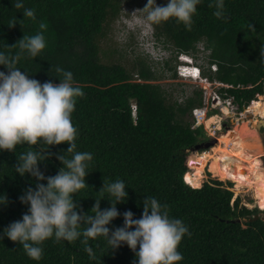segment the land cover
<instances>
[{
  "label": "trees",
  "instance_id": "1",
  "mask_svg": "<svg viewBox=\"0 0 264 264\" xmlns=\"http://www.w3.org/2000/svg\"><path fill=\"white\" fill-rule=\"evenodd\" d=\"M123 2L23 0L25 8L35 9L33 21L24 18L23 9L14 8L13 0H0V52L15 54L18 49L4 45L15 44L24 34L34 35L38 23L44 21L48 24L46 48L34 60L22 59L18 67L30 79L58 84L55 68L59 66L73 73L75 86L84 92L77 99L72 122L78 129L77 151L91 153L93 160L85 178L88 187L73 196L80 206L77 211L91 214L104 180L120 179L128 198L116 205L121 215L108 225L110 230L123 226L125 211L140 218L142 201L151 196L167 204L170 216L181 219L189 229L190 235L183 237L178 248L183 255L178 264H264V218L250 220L262 210L242 204L239 196L234 198L231 181L210 179L198 184L194 180L198 159L192 151L209 140L203 126L192 127V111L203 105V89H194L179 101L156 82L162 75L144 58L127 59L126 64L123 52L109 51L103 44ZM211 2L202 0L197 6L190 31L173 18L153 23L155 35L176 51L196 52L198 43H205L210 61L218 65L216 72L207 69L205 75L232 85L221 87L220 93L233 95L241 108H260L264 104V0H224L223 19L213 15L215 9L208 7ZM14 17L17 23L9 27ZM166 65L173 77L178 76L177 65L169 60ZM0 71L7 73L3 65ZM68 147L67 143L50 146L52 155L38 165L45 177L55 176L63 167L56 156ZM27 150V145H18L15 152L0 150V199L8 201L0 204V236L27 212L29 206L19 197L37 183L30 174L15 172L17 156ZM103 198L101 210L109 208L113 199L107 193ZM89 245L94 259L80 239L72 243L49 239L43 244L42 259L34 261L22 245L4 236L0 264H138L126 244L113 250L104 237H97Z\"/></svg>",
  "mask_w": 264,
  "mask_h": 264
},
{
  "label": "clouds",
  "instance_id": "2",
  "mask_svg": "<svg viewBox=\"0 0 264 264\" xmlns=\"http://www.w3.org/2000/svg\"><path fill=\"white\" fill-rule=\"evenodd\" d=\"M13 3L15 9H23L24 18L36 21L35 9L25 8L23 0H13ZM201 3L202 0H168L165 5H157L155 0H148L143 10L150 9L147 20L154 24L174 18L190 31L194 23L193 17L198 11L197 6ZM208 7L215 9L213 15L217 19L225 18L224 0H212ZM16 23L14 17L9 21V27H14ZM19 23L22 25L23 20ZM250 27L254 29L253 25ZM47 30L48 24L40 21L34 35L24 34L15 44L4 45L8 49H18L15 54L0 52V65L7 69V73L0 71V150L15 152L18 145H27L28 150L17 156L15 172L21 176L30 174L37 181L35 189L29 187L19 197L22 204L29 206L27 212L22 215L21 220L10 223L4 229L0 240L6 236L22 245L30 259L39 261L43 257V244L53 238L56 243L62 240L72 243L80 239L85 251L94 259L89 240L104 237L113 250L126 244L135 253L138 264H178L183 260L178 248L183 237L190 235V232L181 219L170 216L169 206L156 198L147 196L143 199L140 218H134V213L130 210L125 211L123 226L109 229L108 225L121 215L116 205L128 198L123 180H104L99 191L101 198L96 199L91 214L84 213L82 209L77 211L80 206L73 196L88 187L85 178L93 160L91 153L77 151L78 129L72 122L77 99L82 98L84 92L75 86L73 73L59 66L55 68L58 84L51 80L41 83L30 79L18 67L22 59L27 57L34 60L40 56L47 46L44 34ZM198 45L196 52L177 50L179 55L176 57L180 60L177 73L181 77L192 78L200 86L207 76L204 73L207 70L204 68L205 59L209 60L208 69L213 72L217 71L218 65L210 61L211 51L205 43V49L202 48L201 51L198 50ZM183 68L188 71L184 72ZM254 117L256 120H264L260 113L255 115L254 112L246 120ZM206 134L209 141L219 140L218 136H210L207 131ZM63 143L69 145L67 151L56 156L63 167L55 176L45 177L40 171L39 162L52 155L48 151L50 146ZM39 144L46 147H35ZM44 180L47 181L46 184L39 183ZM104 193L113 199H108L111 204L109 208L101 210L100 201L104 199ZM7 203L6 197L0 199V204Z\"/></svg>",
  "mask_w": 264,
  "mask_h": 264
},
{
  "label": "rangeland",
  "instance_id": "3",
  "mask_svg": "<svg viewBox=\"0 0 264 264\" xmlns=\"http://www.w3.org/2000/svg\"><path fill=\"white\" fill-rule=\"evenodd\" d=\"M131 1L133 0H124L121 14L117 20L111 24L108 39L104 40L103 44L107 49L110 48L109 51H112V49H118L119 51L123 52V62L126 64L129 63L127 59L134 60L139 56L144 58L148 64L153 67V70L161 73L162 77L156 82L160 83L162 87L171 94L172 97L179 99V101L184 100L189 94L192 93L194 89L200 88L201 85H197L198 83H196L192 78L181 77L178 73V76L173 77V70L169 69V67L166 65V61L169 60L171 61L172 65H177L178 62L180 63L179 58L176 57L179 55V53L176 52L173 45L164 44L157 39L153 23L147 20V14L150 9L143 10L147 5L148 0H139V2H136L137 0L133 2ZM155 2L157 5H165L168 3V0H155ZM202 48L205 49V45L203 42H200L198 45V50L201 51ZM115 56H117V54ZM208 61V59H205L204 61V68L206 69H208ZM263 106L264 104L262 107ZM214 111L217 110L210 112ZM239 121L242 122L243 120ZM228 122V126L231 128L233 127L234 123H237V120L231 122L229 120ZM230 128L228 129L229 131L231 130ZM236 130L246 132L248 131L253 135L254 138L258 137L256 129H253L250 125H245L241 129ZM222 132L225 133L226 130H223ZM218 144L220 145L219 140L210 148H200L198 150L192 151V155L198 159V166L199 158L205 154L212 153ZM257 158H259V156H257ZM207 160L208 163L203 169L204 178L202 184L210 179H219L215 177L210 171L211 160L209 158ZM193 170L194 167L190 171ZM222 181H231L233 183L231 189L234 191V198L237 196L241 197V203L245 204L249 208L258 207L262 210V212L259 214L260 217L264 218V209L258 205L260 204L262 207H264V195H262L260 198H255L254 189L250 188L252 183L249 178L243 182L245 187L237 189L236 180L232 178H225ZM190 182L194 185L191 179Z\"/></svg>",
  "mask_w": 264,
  "mask_h": 264
},
{
  "label": "bare ground",
  "instance_id": "4",
  "mask_svg": "<svg viewBox=\"0 0 264 264\" xmlns=\"http://www.w3.org/2000/svg\"><path fill=\"white\" fill-rule=\"evenodd\" d=\"M252 109L255 115L260 113L264 117V109L254 106H252ZM224 110H226L225 107ZM253 112H251V116ZM255 119L256 117L249 120L244 119L242 122L237 120V123H234L233 127L230 128V131L221 133L219 137L220 145L218 144L212 153L205 154V152V155L199 158L198 170L194 176V180L198 184L203 182V169L209 158L211 160L210 171L215 177L221 180L225 178L236 180V189L245 187L243 182L249 178L252 183L250 188L254 189L255 198H260L264 195V167L261 159L257 158L263 153L261 140L258 137L254 138L248 131L236 130L241 129L245 125L249 126L250 121L255 124L257 121ZM213 120H215V117L209 119L207 123L209 124Z\"/></svg>",
  "mask_w": 264,
  "mask_h": 264
},
{
  "label": "built area",
  "instance_id": "5",
  "mask_svg": "<svg viewBox=\"0 0 264 264\" xmlns=\"http://www.w3.org/2000/svg\"><path fill=\"white\" fill-rule=\"evenodd\" d=\"M184 72H187V68H183ZM200 87L203 89V105L201 107H195L193 109V128L203 126L210 136L217 137L223 130H228L230 126L229 120H244L246 119L253 109L251 106L241 108L238 103L235 102V97L228 95L224 97L220 93L221 87H232L230 84L223 83L218 80H211L205 76ZM226 94V93H225ZM224 107L226 110H224ZM217 110L214 112H210ZM215 120L207 123L209 119Z\"/></svg>",
  "mask_w": 264,
  "mask_h": 264
},
{
  "label": "flooded vegetation",
  "instance_id": "6",
  "mask_svg": "<svg viewBox=\"0 0 264 264\" xmlns=\"http://www.w3.org/2000/svg\"><path fill=\"white\" fill-rule=\"evenodd\" d=\"M253 129H256V133H257V136L260 138L261 140V144L263 145V153L262 155L260 154V159L262 161V164L264 166V120H262L261 118L258 119L256 121L255 124H253L251 121H250V124H249ZM254 125V126H253Z\"/></svg>",
  "mask_w": 264,
  "mask_h": 264
},
{
  "label": "water",
  "instance_id": "7",
  "mask_svg": "<svg viewBox=\"0 0 264 264\" xmlns=\"http://www.w3.org/2000/svg\"><path fill=\"white\" fill-rule=\"evenodd\" d=\"M218 142L217 139H213V140H210V141H206L202 144H198L196 145V148L195 150H198L200 148H210L212 145L216 144ZM260 218V215L259 214H256L254 215V217L250 220H256V219H259ZM240 221V219H238Z\"/></svg>",
  "mask_w": 264,
  "mask_h": 264
}]
</instances>
